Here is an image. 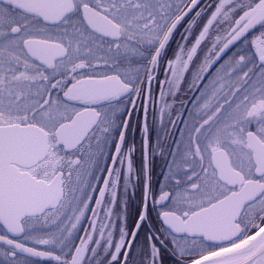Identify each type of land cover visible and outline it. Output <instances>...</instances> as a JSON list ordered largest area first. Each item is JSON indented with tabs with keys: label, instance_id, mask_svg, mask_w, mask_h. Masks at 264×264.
Segmentation results:
<instances>
[{
	"label": "snow or ice",
	"instance_id": "1",
	"mask_svg": "<svg viewBox=\"0 0 264 264\" xmlns=\"http://www.w3.org/2000/svg\"><path fill=\"white\" fill-rule=\"evenodd\" d=\"M165 255L264 264V0H0V264Z\"/></svg>",
	"mask_w": 264,
	"mask_h": 264
},
{
	"label": "rangeland",
	"instance_id": "2",
	"mask_svg": "<svg viewBox=\"0 0 264 264\" xmlns=\"http://www.w3.org/2000/svg\"><path fill=\"white\" fill-rule=\"evenodd\" d=\"M214 0H202V4L203 5H207L209 3H213ZM254 35H259V32L254 30ZM180 37L179 35H177L176 37V41H179ZM175 42L173 43L172 47L175 48ZM164 79V76L162 73L158 74L157 76V80L159 81H162ZM153 88L156 90L155 91V94L157 96V109L159 108V91H158V88H157V85L154 83L153 85ZM151 111V110H150ZM142 119V116L138 113L137 114V117H136V121L133 123V127H132V130L130 131V133L128 134V141L130 144H134L135 147H136V151L135 153L133 154V162H134V165L138 168L137 166V162L140 166L141 164V160H142V153H141V144H142V134H141V129L139 127V121ZM152 140L154 141L155 140V136L152 137ZM158 164L160 168L161 167V163H165L166 164V161L163 160L160 156H155L152 161H151V164ZM152 171V170H151ZM158 174H160V170L158 169L157 171V176L155 178L158 177ZM139 201V189H137V195L135 197H133V203H137ZM165 264H172V263H169V262H165Z\"/></svg>",
	"mask_w": 264,
	"mask_h": 264
},
{
	"label": "flooded vegetation",
	"instance_id": "3",
	"mask_svg": "<svg viewBox=\"0 0 264 264\" xmlns=\"http://www.w3.org/2000/svg\"><path fill=\"white\" fill-rule=\"evenodd\" d=\"M136 164L139 167L138 162ZM158 167H159L158 164H154V163L151 164V170H152L151 171V175H152V186L154 188H158L161 184L164 183L163 174L166 171V169H165V163H161V167L160 168H158ZM158 169L160 170V174H158V177L155 178L157 176ZM141 239H143V238L141 237ZM164 260H165V262L172 263L171 262V259L167 255L164 256Z\"/></svg>",
	"mask_w": 264,
	"mask_h": 264
}]
</instances>
